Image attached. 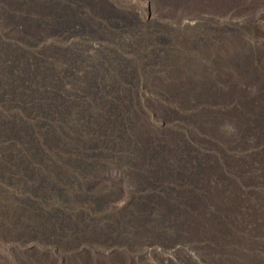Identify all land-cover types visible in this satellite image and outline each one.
Here are the masks:
<instances>
[{
	"label": "trees",
	"instance_id": "1",
	"mask_svg": "<svg viewBox=\"0 0 264 264\" xmlns=\"http://www.w3.org/2000/svg\"><path fill=\"white\" fill-rule=\"evenodd\" d=\"M256 2L150 6L237 15ZM135 13L118 0H0V238L65 253L40 264H129L75 249L142 243L188 244L212 264L264 259V47L244 33L261 32L186 34ZM112 170L130 183L120 207H108L120 180L94 191Z\"/></svg>",
	"mask_w": 264,
	"mask_h": 264
},
{
	"label": "rangeland",
	"instance_id": "2",
	"mask_svg": "<svg viewBox=\"0 0 264 264\" xmlns=\"http://www.w3.org/2000/svg\"><path fill=\"white\" fill-rule=\"evenodd\" d=\"M125 5H132L135 10L137 18L142 21L150 22L160 20L162 23L169 24L173 28L186 31V34H194L200 31L204 26L212 24L221 27L227 33L234 36L233 31H245L247 24H254L257 31L261 34H252L250 30L245 31L247 34V41H253L257 47H264V0H250L256 2L254 8L250 13L232 14L226 12L223 14H213L209 11L192 10L185 14H166V12H159L150 6V0H118ZM233 37L232 39H234ZM234 46L227 44L223 47L220 53H216V57L220 60H227L232 54ZM201 62L205 63L208 58H199ZM107 179L99 182L95 187L96 192H106L112 190V186L116 181L120 180L123 187V194L118 200L111 202L109 206L120 207L127 199V190L130 189V183L119 170H112L107 172ZM99 224H103L105 217L97 220ZM77 253L88 251L91 257L102 259H119L125 258V262L131 264H212L201 259L195 250L188 244L175 243L171 246H163L160 243L147 244L142 243L138 246H131V244H117L114 246L101 245L95 246H79L75 249ZM71 251L72 256L76 254ZM49 256L51 259L58 261L65 257L64 251L55 249L52 243H43L38 240L17 241L0 238V264H40V260L44 256ZM69 255V256H70ZM80 257V256H79ZM75 256V259L79 258ZM58 258V259H57ZM264 260L260 253L247 255L244 260L246 264H254L255 260ZM264 263V261H263Z\"/></svg>",
	"mask_w": 264,
	"mask_h": 264
}]
</instances>
